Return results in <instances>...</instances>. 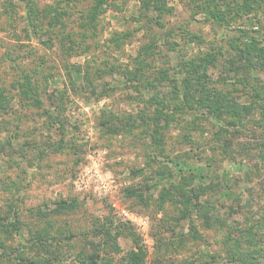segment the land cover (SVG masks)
Segmentation results:
<instances>
[{
	"label": "rangeland",
	"instance_id": "1",
	"mask_svg": "<svg viewBox=\"0 0 264 264\" xmlns=\"http://www.w3.org/2000/svg\"><path fill=\"white\" fill-rule=\"evenodd\" d=\"M106 2L91 25L89 11L97 0H0V88L13 108L0 114V141L11 138L17 148L11 155L0 153V215L19 207L22 222L20 233L7 239L6 246L33 259L51 258L54 264H81L77 257L90 262L92 254H98L97 264H131L124 257L131 252L138 256L134 264H206L213 259L214 264H264V257L244 258L241 253L252 248L264 255L260 106L254 104L252 115L242 112L235 125L227 115H182L162 131L161 148L144 128L108 132L99 123L101 116L114 117L115 123L130 115L138 118L147 108L148 93L133 87L136 82L122 72L134 68L133 58L148 44L155 51L156 69L214 53L217 62L208 73L222 90L220 97L228 90L238 102L249 104V85L232 83L234 77L224 84L219 78L227 58L236 57L231 39L245 42L253 36L264 46V3L218 26L199 11L201 0H168L172 10L161 17L144 13L140 0ZM110 65L112 73L96 71ZM26 74L41 92V107L19 93ZM84 76L93 80L95 91ZM239 77L260 90L264 68ZM104 84L112 90L100 97ZM59 143L61 150L52 151ZM18 148L30 159H23ZM43 149L46 153L35 158ZM173 184L187 190L211 186L198 197L204 208L182 211ZM166 190L171 199L159 202ZM133 191L141 198L129 196ZM73 198L79 202L75 209L55 212L61 199ZM203 209L225 220L206 226ZM109 214L111 231L119 232L115 245L98 234ZM129 216L146 218V228ZM51 224L55 237L49 238L47 252H37L31 232ZM233 240L239 241L236 253Z\"/></svg>",
	"mask_w": 264,
	"mask_h": 264
},
{
	"label": "trees",
	"instance_id": "2",
	"mask_svg": "<svg viewBox=\"0 0 264 264\" xmlns=\"http://www.w3.org/2000/svg\"><path fill=\"white\" fill-rule=\"evenodd\" d=\"M140 1V7L142 9L144 8V13L150 10L161 17L163 14L170 13L172 10L168 5V0ZM106 3V0H97V3L91 8L89 11V23L91 25L98 14L102 12L103 6L106 5ZM262 3H264V0H201V3L199 4V11L203 12L206 17L211 19V21H214L218 26H221L225 23L230 24L231 19L240 17L245 13H252L256 11L257 7L261 6ZM29 12L33 13V8L30 7ZM156 21L161 24L160 20L156 19ZM192 37L194 38L195 36H190L188 40L191 41L193 39ZM239 39L241 38L236 37V40L231 39L230 41V49L235 52L236 57L227 58L228 60L224 64L225 71L223 70L219 80L228 84L231 78L234 77L232 83L242 82L245 85H249V89L247 88L249 90L248 95H251L249 104H241L238 102V99L230 94L231 92L228 90V95L220 97L223 92L222 90H218L214 87L215 81L212 79L211 74L208 73L209 67L215 66L217 62V57L214 53L205 52L203 55H197L186 59L182 58V60L178 61L177 66H172V68L162 67L160 69H156L154 68V61L157 59L155 58V51L152 44H148L143 46L142 49H139L135 58H133L135 63L134 68L126 69L122 72V77H126V80L130 82L135 81L136 83H134L135 85H133V87H141L143 92L148 93L146 98V107H151V113L147 111V108L142 109L140 113L137 114L138 118H134L130 115L124 118V121L119 119V122L117 121V123H115L114 117H110L108 119V116L105 118L101 116L99 122L100 125L108 130V132H116L120 129L129 131L134 128H142L143 130L144 128L147 135L152 138L155 143H157V146H160L161 148L163 135L162 131L168 128L170 123L176 121V119L182 115H187L194 111H202L204 113L203 115L211 114L219 117L227 115L232 116L231 125H235L236 121L241 119L242 112L246 115H252L256 106H260L264 110V85L260 88V90H256L253 84L249 83V80L245 79L242 81L239 77V75L246 76L253 70L264 68V46H260L261 40L259 41L253 36H250L249 40L245 42H242ZM172 48H174V45ZM152 56L154 58H151ZM113 69V66L110 65L106 70L97 68L96 71L112 73ZM170 69L172 70V73H170ZM225 72L226 75L229 76H225ZM84 79L86 85L91 86V89L95 91L97 86L93 83V80L89 76H84ZM165 85L168 88L165 87ZM19 86L21 88L19 93L21 94L22 99L28 100L30 105L37 107L42 106V100L40 98L41 92L37 91V87L33 83L30 75L26 74L24 76L23 83H19ZM108 90H110V87L104 84L99 96L104 97L105 95H108ZM24 106H27V104H24ZM10 107L11 102L9 97L4 90L0 88V114L7 113L8 110L10 111L13 109ZM116 125H118V129L115 127ZM119 125L123 126L120 128ZM25 142L28 143L27 140H25ZM30 145L31 144L29 143L27 144L28 147ZM58 145L59 147L57 148H51L50 144L48 148L57 152L61 150V147H63L62 143H59ZM16 150L17 148L15 147L14 140L11 138H6L0 141V153L7 152L11 155L12 153H15ZM18 150L22 153L23 159H30L29 155L27 153L25 154L23 148H18ZM46 151L47 150L45 149L38 151L35 158L41 157V155L46 153ZM212 186H214V184H212ZM173 187H177V185L173 184ZM210 187L211 186L209 185H198L193 188L190 187L189 190L177 187V193L180 195V201L184 207V210L182 211H188L190 206L195 209L199 208V206L204 208L205 204L200 203L198 197L210 190ZM130 195H137V198H141L139 197L140 194L136 191L130 192L129 196ZM171 197L172 194L166 190L161 198H159V202H163L165 199H171ZM78 203L79 202L76 198L70 200L61 199L58 202V206L55 208V212L62 213L65 210H73L77 207ZM18 208L19 207H13V209L7 211L6 214L0 215V233L2 234L0 248H2L3 251V253L0 254V264H14V262L15 264H54L51 258H43L41 260L35 258L33 259L25 252L16 254L15 252H12L10 246H6L5 241L10 239L14 233H20V230L22 229V222L20 219L21 211H19ZM207 208L210 210V207ZM205 209H203L202 213L204 215L203 222L206 223V226H209L210 223L217 224L222 220H225L224 218L219 217V215H212L209 213L208 209ZM38 215L40 217L42 216L39 212ZM104 218V222H102L101 226L98 228V234L104 236L106 244L110 243V245H115L114 243L119 232L115 233L111 231V228H113V217L109 214ZM48 223H51V221H48ZM51 227H53L52 224L31 232V247H34L35 249L37 248V252H39L40 249H44V252H47L46 246L47 244H50L49 238L55 237V235L50 231V229H52ZM233 244L234 250L232 253H236L239 241L235 242L233 240ZM115 249L118 251L119 247L116 246ZM251 249L252 248L244 249L243 252H241L244 254V258L264 257V255H258ZM230 255L232 259H234L232 254ZM124 257L131 264L139 262L137 260V253L135 252L127 253ZM237 257L241 258V255ZM77 260L81 264H97L98 254H92L89 259L90 262H85L83 258L79 257H77ZM214 263V259L211 262H206V264ZM181 264H205V262H183Z\"/></svg>",
	"mask_w": 264,
	"mask_h": 264
},
{
	"label": "built area",
	"instance_id": "3",
	"mask_svg": "<svg viewBox=\"0 0 264 264\" xmlns=\"http://www.w3.org/2000/svg\"><path fill=\"white\" fill-rule=\"evenodd\" d=\"M123 213H125V214H127L126 213V211H122ZM129 219H131V220H133V221H135L137 224H139V226L140 227H142V229L144 228H146V226H147V220H146V218H143V217H130L129 216Z\"/></svg>",
	"mask_w": 264,
	"mask_h": 264
}]
</instances>
